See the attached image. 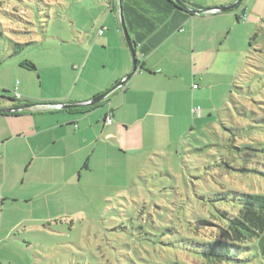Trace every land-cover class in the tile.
<instances>
[{
    "label": "rangeland",
    "instance_id": "obj_1",
    "mask_svg": "<svg viewBox=\"0 0 264 264\" xmlns=\"http://www.w3.org/2000/svg\"><path fill=\"white\" fill-rule=\"evenodd\" d=\"M112 1L119 20L110 15L117 26L105 44L98 32L110 33ZM232 10L220 57L191 81L196 93L184 89L158 127L154 116L144 121L145 135L123 124L110 157L102 147L91 162L73 154L62 171L76 173L68 197L56 195L47 228L28 223L0 243V264H197L194 244L221 223L197 218L225 220L221 209L238 208L217 194L264 192V0ZM120 12L118 0H0V96L106 87L121 51L133 64Z\"/></svg>",
    "mask_w": 264,
    "mask_h": 264
},
{
    "label": "crops",
    "instance_id": "obj_2",
    "mask_svg": "<svg viewBox=\"0 0 264 264\" xmlns=\"http://www.w3.org/2000/svg\"><path fill=\"white\" fill-rule=\"evenodd\" d=\"M118 1L138 59L136 73L123 87L95 105L70 109L52 105L91 100L118 83L133 67L127 52L121 51L111 83L101 89L90 91L81 87V93L77 94L72 88L65 95L66 98L71 94L67 99L62 96L30 99L27 94L17 99L15 93L10 97L0 96V107L4 108L40 104L18 112H0V243L13 239L22 227L28 228V223L44 224L47 228L45 222L52 216L56 195L62 199L68 197L65 185L76 175L62 173L67 163L72 162L73 154L80 161L91 162L104 156V153L98 154V148L102 147L106 157H110L113 143L119 142L123 124L127 125L128 132L136 130L145 135L148 127L144 121L154 116L158 127L165 117L172 116L174 111L169 109L176 110L177 100L184 89L192 88L195 77L199 75L204 81V75L220 57L230 33L226 21L232 9L197 14L172 0ZM186 1L191 8H214L235 0ZM115 4L112 1L106 23L110 15L119 20L113 13ZM235 15L240 22V12ZM116 26L110 21V33L99 30L103 43L110 42L111 31ZM86 67L87 63L82 73ZM195 86L197 83H193L191 94L199 89ZM193 110L196 112V107L190 109L196 116ZM109 116L111 124L107 123ZM104 136H107L105 140ZM78 140L81 147L72 149ZM55 172L58 176L55 180L44 179Z\"/></svg>",
    "mask_w": 264,
    "mask_h": 264
},
{
    "label": "trees",
    "instance_id": "obj_3",
    "mask_svg": "<svg viewBox=\"0 0 264 264\" xmlns=\"http://www.w3.org/2000/svg\"><path fill=\"white\" fill-rule=\"evenodd\" d=\"M30 66L36 68L33 63ZM227 193H219L217 198L233 201L238 207L236 212L221 209L225 220L216 215L212 219L197 218V224L205 227L221 221L217 222L214 238L194 244L197 264H264V192L232 191V196Z\"/></svg>",
    "mask_w": 264,
    "mask_h": 264
},
{
    "label": "water",
    "instance_id": "obj_4",
    "mask_svg": "<svg viewBox=\"0 0 264 264\" xmlns=\"http://www.w3.org/2000/svg\"><path fill=\"white\" fill-rule=\"evenodd\" d=\"M172 1H174L176 4H178L179 6H181L183 8L189 9L193 13L204 14V13H210V12L220 13V12H225V11L234 9L235 7L240 5L243 0H235L231 4L223 5L220 7H214V8H211V7L191 8L183 0H172ZM121 20H122L121 21L122 27H123L127 42L129 44V47H130L132 55H133V67H132L131 72H129L116 85H114V87H112L111 89H109L105 93L100 94L99 96L92 98L91 100H87V101H83V102H77V103H59V104H52V105H58L61 108L70 109V108L81 107L84 105L90 106V105H95V104L101 103V102L105 101L108 98V96L111 95V93H113L117 89L123 87L128 82V80L133 76V74L136 73V71L138 69V62H137V56H136L135 43H134L132 37L130 36V33H129L128 27L126 25L123 14H121ZM38 105H40V104H23V105L10 107V108L0 107V112H8V113L9 112H18V111H21L23 109L30 108V107L32 108V107H35Z\"/></svg>",
    "mask_w": 264,
    "mask_h": 264
},
{
    "label": "built area",
    "instance_id": "obj_5",
    "mask_svg": "<svg viewBox=\"0 0 264 264\" xmlns=\"http://www.w3.org/2000/svg\"><path fill=\"white\" fill-rule=\"evenodd\" d=\"M106 30V28L104 27L103 29H101V33H103L104 31ZM195 87H197V86H195ZM15 98H17V99H19V98H21L22 97V95H21V93L18 91V89H17V91L15 92ZM107 123H109V124H111L112 123V117L111 116H109L108 118H107ZM2 155L0 154V157H1Z\"/></svg>",
    "mask_w": 264,
    "mask_h": 264
}]
</instances>
